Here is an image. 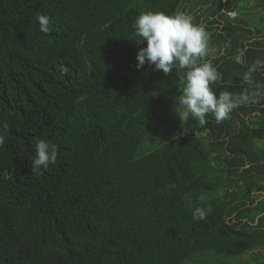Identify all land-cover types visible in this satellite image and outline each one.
Segmentation results:
<instances>
[{
  "label": "trees",
  "instance_id": "trees-1",
  "mask_svg": "<svg viewBox=\"0 0 264 264\" xmlns=\"http://www.w3.org/2000/svg\"><path fill=\"white\" fill-rule=\"evenodd\" d=\"M0 2V35L40 42L28 62L0 63L1 80L28 84L32 110L28 119L10 123V138L48 134L61 146L43 203L23 198L18 188L6 194L15 214L0 208V233L10 235L8 247L0 245V262L10 256L14 264H34L33 242L63 236L49 206L80 192L75 179L81 178L98 184L113 220L126 221L116 243L131 256L128 245L137 246L138 260L159 230L169 247L152 264L167 256L169 264H264V148L257 146L264 139V87L257 88L264 86V68L253 73L252 84L243 80L249 65L264 60V0ZM144 12L191 13L210 38L205 59L222 74L211 85L216 94L259 91V102L241 105L219 124L209 114L201 134L191 120L171 119L166 107L183 87L178 70L166 75L147 62L136 68L146 41L136 42L135 20ZM38 14L51 18L48 33L40 31ZM21 25L25 35L16 37ZM238 49L245 50L244 65L231 59ZM79 96L86 97L82 103ZM12 155L25 162L29 150L21 144ZM209 205L205 219H193L196 207ZM60 259L79 264L78 250L65 248Z\"/></svg>",
  "mask_w": 264,
  "mask_h": 264
},
{
  "label": "clouds",
  "instance_id": "clouds-1",
  "mask_svg": "<svg viewBox=\"0 0 264 264\" xmlns=\"http://www.w3.org/2000/svg\"><path fill=\"white\" fill-rule=\"evenodd\" d=\"M1 6L0 2V26L5 22ZM37 20L40 31L48 33L51 18L45 14H38ZM135 31L141 38L136 41L137 43L146 41V46L139 48L137 52V69H141L147 62L154 66L155 70H160L166 75L172 73L173 69L178 70L177 76L183 82V87L175 100L177 105L182 107L186 121L191 120L199 126H204L208 123L206 117L211 114L219 124L230 118L231 112L241 105L259 102V91L249 93L245 90L239 95H234L224 90L216 94L211 85L222 79V74L217 71L211 60L205 59L210 54V38L204 26L195 24L190 14L144 12L135 20ZM24 35L25 29L21 25L16 37ZM28 43L30 44L26 45ZM228 46H231L230 42ZM38 47L40 42L37 38L23 42L11 41L6 35H0V63L4 60L26 63ZM244 57L245 50L238 49L237 54L231 59L244 65ZM260 68H264V60L257 59L248 66L243 74V80L252 84L253 73ZM180 70L184 71L181 73ZM27 87L28 84L20 78L0 79V208L10 218L15 214V210L6 194L16 188L23 198L31 202L45 201L43 191L51 185L49 166L57 162L61 147L48 134L41 137L10 138L11 133L7 130L10 123L15 120H26L32 115L31 107L26 100ZM260 87L264 86H257ZM36 95L34 91L31 92L32 99H35ZM85 98L79 96L76 102L82 103ZM21 144L29 150L25 162L12 155ZM75 180L81 191L56 199L49 206L62 227L63 236H46L41 242H33L36 257L34 264L53 262L66 264L60 259V253L65 248L78 250L79 264H103L100 261L103 257L108 259L106 264H152L154 254L161 247L168 249L163 233L156 230L153 236L146 240L144 259L138 260V247L129 244V250L134 254V257L131 256L126 247L116 243L119 237L117 228L126 221L111 218L110 212L101 201L100 189L96 182L89 183L81 178ZM211 211L210 205L207 208L196 207L193 219L203 220ZM88 241L93 243L91 247H87ZM9 243V231L0 233V245L6 249ZM168 258L167 256L164 263L157 264H169ZM0 263L14 264L10 256H6Z\"/></svg>",
  "mask_w": 264,
  "mask_h": 264
},
{
  "label": "rangeland",
  "instance_id": "rangeland-1",
  "mask_svg": "<svg viewBox=\"0 0 264 264\" xmlns=\"http://www.w3.org/2000/svg\"><path fill=\"white\" fill-rule=\"evenodd\" d=\"M253 14H257V16L258 15H260L259 13H257V11L256 10H253V11H251ZM186 14H190L191 16H192V14L191 13H186ZM255 17L254 18V20L255 21H257L258 20V17ZM194 21V20H193ZM166 111L168 112V116L172 119V118H177L178 120H181V121H184V116H183V111H180V110H178V106H177V104H176V102H169L168 103V106L166 107ZM179 112H181V114L179 113ZM193 124V123H192ZM196 125V130H195V132L196 133H198V134H201V132H200V129H201V127L202 126H199L198 125V123H196L195 124ZM180 127H179V132L180 131H183V132H186L187 131V129H188V126H185V128H183L181 125H179ZM185 130V131H184ZM258 143H260L261 142V140H258L257 141ZM258 199H260V198H258Z\"/></svg>",
  "mask_w": 264,
  "mask_h": 264
},
{
  "label": "crops",
  "instance_id": "crops-1",
  "mask_svg": "<svg viewBox=\"0 0 264 264\" xmlns=\"http://www.w3.org/2000/svg\"><path fill=\"white\" fill-rule=\"evenodd\" d=\"M255 113L257 114L258 112H255ZM253 114L254 113H252V114L250 113L249 116H252ZM257 146L264 148V139H262L260 143L257 142Z\"/></svg>",
  "mask_w": 264,
  "mask_h": 264
}]
</instances>
